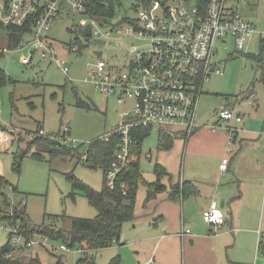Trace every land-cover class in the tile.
<instances>
[{
  "label": "rangeland",
  "instance_id": "obj_1",
  "mask_svg": "<svg viewBox=\"0 0 264 264\" xmlns=\"http://www.w3.org/2000/svg\"><path fill=\"white\" fill-rule=\"evenodd\" d=\"M240 12L246 21L264 32V0L241 8ZM79 19L73 13L58 17L48 35L49 40L57 47V57L69 65L67 76L56 65L49 64L37 53H33L31 46L9 49L7 29L0 26V53L3 55L0 57V70L6 77L0 85V175L10 184L2 189V193L9 197L12 207L17 205L18 208H25L32 224H43L65 231L70 228V218L92 219L97 214L80 191L72 187L67 176L72 174L82 184L99 191L102 170H92L68 155L50 157L44 144H36L39 142V136H36L38 131L43 129L45 135H52L62 133L68 127L69 140L77 143L78 151L82 154L89 142L118 123L119 113L128 109L131 103L127 100L124 105H117L114 98L104 96L90 82L85 81L89 80L87 64L95 60L90 49L78 56L61 49V45L71 43L69 29ZM23 40L30 41L31 36L24 35ZM261 46L258 35L247 42L243 51H237L230 39L223 44L217 43L213 61L221 74H211L203 85L195 118L196 124L202 126L187 141L184 136L177 138L169 151L157 149V129H152L143 141L139 163V170L147 183L155 181V163L164 165L176 180L209 178L214 175L217 177L220 174L215 171L222 155L231 164L220 178L221 184L228 177L230 182H235L232 174L234 164V169L243 176L256 174L252 169L261 143L255 144L253 140L255 132H259L264 123V58L259 60ZM102 51L104 58L108 60L115 54L111 53V47H104ZM77 100L87 106H77ZM228 104L243 118V123L236 124L238 136L235 142L230 140L232 143L226 142L225 137L229 138L226 126H233L235 122H219L214 132L208 129L217 124V111ZM18 150L19 153L29 151V154L23 158L19 173H16L12 171V165ZM148 153L150 160L145 158ZM33 154L42 160L32 158ZM164 182L168 183L166 179ZM241 184L244 194L243 209L248 210V216L246 219L242 217L239 224L232 226L233 234L224 233L229 230L227 224L222 230L219 229V237L216 239L219 258L222 260L221 264H264V249L261 246L257 248L264 238V174L259 179H245ZM11 187L16 191H12ZM235 187L237 188V182ZM164 196L157 195V203L166 202L165 199L160 200ZM144 198L145 188L139 185L135 197L134 219L124 222L120 230L119 243L124 245L119 246V243L114 242L111 246L94 252L95 264H108L116 256L120 258L121 264H139L152 255L157 241L149 233L161 232V229L164 231L165 226L159 224L162 227L160 229L155 226L154 221L160 212L155 214L156 219L148 220L154 202L149 201L143 206ZM170 205L174 204H162L170 227L175 220L179 225L182 217L184 229L194 219L198 227L206 230V225L201 222L202 210L198 215L197 210L190 206L182 215L180 204L176 209H166ZM255 228L257 231L251 233L250 230ZM10 231L8 226L0 230V245L6 242ZM33 239L38 244L20 255L26 258L36 257L42 264H56L59 258L61 264H75L81 255L88 253L86 249L84 254L77 252V245L71 247L69 252H61V241H50L45 246H40L41 239L38 235H34ZM159 242L160 247L155 256L157 264H170L166 261L168 257L172 264H184V247L182 250L178 236L164 235ZM185 264L190 263L185 260Z\"/></svg>",
  "mask_w": 264,
  "mask_h": 264
},
{
  "label": "built area",
  "instance_id": "obj_2",
  "mask_svg": "<svg viewBox=\"0 0 264 264\" xmlns=\"http://www.w3.org/2000/svg\"><path fill=\"white\" fill-rule=\"evenodd\" d=\"M256 1L207 0L201 8L195 0H117L113 5L115 15L98 19L89 15L87 0H0V24L29 26L25 35L31 36V40L22 39L16 48L33 47V53L56 65L67 76L69 65L57 57V47L48 35L58 17L71 13L80 17L77 24L70 26V31L75 32L71 43L61 45V49L74 56L90 49L95 60L87 64L89 80L85 81L104 96L114 98L117 105L131 101L128 109L119 113L118 123L99 136L100 141L108 142L115 133L120 140L114 160L104 174L106 186L113 188L129 161L137 159L131 153L134 129L175 128L189 137L198 127L195 118L203 85L211 74L221 73L213 61L217 43L231 39L234 48L243 51L254 35L264 40V32L246 21L240 12ZM104 47H111V53H115L109 60L104 58ZM216 115L213 131L219 122L243 120L242 115L229 107L221 108ZM226 131L232 139L234 129L226 126ZM69 132L65 127L57 140L72 152L77 151L80 162L86 164L90 142L81 154L77 143L69 140ZM261 134L264 135V126ZM36 136L46 135L40 129ZM50 136L56 138L55 134ZM145 158L149 160L150 154ZM228 163L227 157L222 158L219 170L226 171ZM120 188L125 195L124 182ZM202 220L212 234L225 223L224 213L216 203L202 212ZM4 227L0 225V230ZM188 235L190 230L184 228L177 233L180 238ZM38 237L40 246L50 242L47 237ZM11 243L18 246L23 239L14 236ZM24 243L27 248L38 244L35 239ZM70 248L62 243L59 246L61 252H69ZM77 252L82 254L83 250L77 248Z\"/></svg>",
  "mask_w": 264,
  "mask_h": 264
},
{
  "label": "trees",
  "instance_id": "obj_3",
  "mask_svg": "<svg viewBox=\"0 0 264 264\" xmlns=\"http://www.w3.org/2000/svg\"><path fill=\"white\" fill-rule=\"evenodd\" d=\"M117 0H87V9L90 16L101 19L105 16L113 17L115 14L113 11V5ZM197 4L203 8L206 5L207 0H195ZM108 3V8H106ZM1 27H4L0 24ZM8 32V48H16L19 42L23 39V36L29 32V26L26 27H5ZM71 36H74L75 32H71ZM261 53L260 58H264V40L261 41ZM0 53V57H2ZM4 73L0 70V85L5 80ZM77 106L86 107L87 105L77 100ZM40 126L37 127L39 130ZM151 128L137 127L131 132L133 145L131 147V153L137 157L135 161H129L126 168H124L113 188H108L105 183L104 174L111 162L114 160V154L119 146L118 135L111 134L108 142H102L99 137L90 142L87 150L88 161L85 164L88 168L95 170H102L103 178L102 185L99 191L93 190L87 185L82 184L72 174L68 175V180L71 181L72 187L78 189L80 193L86 198L89 206L94 208L97 212L96 216L92 219L85 218H70V228L65 231L61 229L53 228L46 225H34L32 224L29 216L26 213L24 207L18 208L17 205L12 207L11 201L7 195L2 193V189L9 186V182L0 175V225H5L10 228V232L7 235L6 242L0 245V264H42L36 257L26 258L24 255H20L21 252L27 251L28 248L24 242L33 239L34 235L47 237L50 241H61L62 244H66L69 247L78 246L83 250V254L76 261L75 264H95L94 252L109 247L114 242L119 241L121 226L124 222L132 221L135 213V197L137 194L138 186L142 185L145 188V198L143 206L149 201L156 198L157 195L167 194V198L170 201H178L184 198L187 194H196V189L190 182L182 181L171 184L172 177L167 171L158 163L154 164L155 181L147 183L139 170L140 158L142 156L143 141L149 136ZM55 139H52L50 135L37 138L36 144L42 143L47 147V153L50 157L57 156H71L75 158L77 162H80V156L77 151L72 152L65 145L61 144L57 137L59 133H54ZM192 135V134H191ZM173 139L167 135L163 128L158 130V150L168 151L172 147ZM35 143V142H34ZM32 146V144H31ZM30 146V148H31ZM29 150V149H28ZM17 151L15 154V162L12 165V171L19 173L21 161L24 157H27L29 151L23 150L21 153ZM19 153V154H18ZM32 158L42 160L41 157L33 154ZM164 179L168 181V188L164 184ZM124 182L126 184V194H122L120 184ZM192 190H190V188ZM12 191H16L14 187H11ZM12 208V210H11ZM14 236H20L23 239V243L15 246L11 243ZM66 242V243H65ZM69 242V244H67ZM84 246L86 248H84ZM264 249L263 242L258 243V247ZM86 249V250H85ZM56 264H61L60 258ZM108 264H121L118 256L112 258Z\"/></svg>",
  "mask_w": 264,
  "mask_h": 264
},
{
  "label": "crops",
  "instance_id": "obj_4",
  "mask_svg": "<svg viewBox=\"0 0 264 264\" xmlns=\"http://www.w3.org/2000/svg\"><path fill=\"white\" fill-rule=\"evenodd\" d=\"M259 43L262 44L260 39H259ZM225 107L232 108L233 106L231 104H228ZM242 123H243V121H242ZM236 124H239V123H233V126H230V127H232V129H234V133L232 135V139L230 136H229V138L225 137L227 143L230 140H233V142H235V140L238 136V129L236 128ZM201 126L198 125V127L193 131L192 135L189 137H186L184 135L183 131L180 129L168 128V129H164V130L166 131L167 135L173 139V141H172V146H173V142L177 138L179 139L180 136L181 137L184 136L185 140L187 141V139H190L193 135H195L199 131ZM263 126H264V123H263ZM208 129L212 130L211 127H209ZM262 130H263V127L261 128V130L259 132H255L256 137L253 140L256 142L255 144L261 143L260 152L258 151V155L254 159L255 160V162L253 164L254 168L252 169L253 172H256V174L255 175H248L247 174V175L243 176L241 173H238V171L236 169H234V168H236V164H234V168L232 165V169L234 170V173H232L234 176L233 181H235L233 183L230 182V177H228L227 180H225V182L223 184H221V181H220L221 180L220 178L229 170V165L231 164L230 160H229V163L227 166V170L224 172H221L219 170V164L221 162L218 164V169L215 172L219 173L221 176L219 175L216 177V175H214V176L209 177V178L206 177V178H195V179H186V180L174 179L172 176V173L168 172L166 170L167 168L164 165L160 164L167 171V173L172 177L173 183H175L179 180L181 182L187 181V182H190L191 185L194 186L196 189V194H187L184 198H182L178 201H170L167 198V194H164L165 198H162L160 200L165 199L166 202H168V203L172 202V204H174V205L167 206L166 209H171V208L176 209L177 205L180 204V208H181L180 213L183 215L186 212V208H189L190 206H192L194 209L197 210V214L199 215L201 210L203 212L212 203H216L218 206H220V203L222 202L223 206L221 207V209L224 213L225 223L223 224V226L220 229L222 230V228L227 224L229 227V230L225 231L224 233L233 234L234 230H233L232 226L235 224H239L241 222L242 217L246 219L248 216V210L245 211V209H243V206H244L243 195L244 194L240 188L242 186V184H241L242 181L245 179H252V180L259 179V176L262 177V173L264 174V152H263L264 135L261 134ZM227 134H228V132H227ZM157 136H158V129H157ZM149 153H150V150H149ZM224 157L225 156L222 155L221 160ZM235 163H237V162H235ZM236 182H237V188L235 187ZM239 182H240V186H239ZM164 184L168 188V183L164 182ZM200 186L203 187L204 189L200 188ZM192 188L193 187H191L190 190H192ZM193 197H195L196 199H190ZM157 200H158L157 196L154 200H152L154 203H152L151 210L149 211L148 220H150V219L153 220V218L156 219V217H154L155 214L160 212V214L157 216V220H155L154 223L156 224L155 226L158 227V229L162 228V227H159V224L160 225L163 224L161 226H165V230L163 231V229H161L162 230L161 232L149 233V236H152V239H155V241H157V242L155 243L154 248L152 250V255L145 258V260H142L144 262L143 263L140 262L139 264H157L155 256H156V253L160 247L159 241L162 239V237L164 235H175V236H177V233L184 227V219L182 217H181L179 225L177 224V221L175 220V222L172 221V223H174V224L172 227H170V224L167 221V219H169V218H168L166 212H164V210L162 209V204L166 203V202L157 203L158 202ZM187 217H189V216H187ZM201 222H203V221H201ZM203 224L206 225L204 222H203ZM188 225L189 226L185 229L190 230V235L185 236L183 238L178 237L180 244H181V247H182V250L184 247V264H185V260L187 261V263H190V264H192V263H194V264H221L222 260H220V258H219V249H218L217 241H216V239L219 237L218 236L219 231L215 234H212L207 225H206V230L204 227L203 228L198 227L197 223H195L194 219H192ZM167 226H169V228ZM256 231H257L256 228L250 230L251 233H255ZM166 232H168V233H166ZM163 233H165V234H163ZM119 241H120V237H119ZM119 241L117 242V244L119 243ZM123 245H124V243H122V244L119 243V246H123ZM257 248H259V247L257 246ZM169 259H170L169 257L166 258V261H169L168 263L172 264Z\"/></svg>",
  "mask_w": 264,
  "mask_h": 264
},
{
  "label": "water",
  "instance_id": "obj_5",
  "mask_svg": "<svg viewBox=\"0 0 264 264\" xmlns=\"http://www.w3.org/2000/svg\"><path fill=\"white\" fill-rule=\"evenodd\" d=\"M97 56L100 57V53H98ZM222 206H223V203L221 202L220 207H222Z\"/></svg>",
  "mask_w": 264,
  "mask_h": 264
}]
</instances>
